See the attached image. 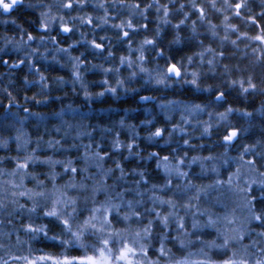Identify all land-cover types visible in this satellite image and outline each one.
<instances>
[{"label":"clouds","instance_id":"9594fccd","mask_svg":"<svg viewBox=\"0 0 264 264\" xmlns=\"http://www.w3.org/2000/svg\"><path fill=\"white\" fill-rule=\"evenodd\" d=\"M65 2L19 0L7 11L0 7V58L5 54L12 57L8 64L0 63V169H8L0 180L12 178L9 173L17 161L31 163L34 176L28 175L32 181L28 187L39 182L38 191L41 187L51 190L55 182L65 185L69 194L78 196L76 205L61 208V216L69 219L73 227L80 212L89 214L93 202L99 204L112 194L114 202L119 203L114 193L123 192L125 204L119 215L121 219L125 215L129 219L113 227L131 224L129 243H135L132 233L140 228L144 242L153 252L151 259L158 264L169 261L175 264L185 258L189 264L209 258L219 264L225 253L227 257L235 252L237 258H249L243 252L244 245L251 252L264 248V235H258L264 233V223L259 227L255 223L256 216L264 221V207H252L256 201H264V186L258 183L264 180L261 175L264 173V115L259 111L264 106V56L261 55L264 45H257L252 39L254 30L248 20L249 16L260 17L264 12L261 7L264 0H241L246 7L239 16L231 7L233 0H123V3L122 0H80L76 11L64 8ZM137 3L141 5L139 9L135 7ZM198 8L204 9L203 16ZM89 17L96 23L86 25ZM129 20L136 29L131 41L120 37V29L116 27L123 24L127 28ZM42 23L47 26L46 33L40 27ZM61 23L73 28L72 36L57 31ZM145 23L150 27L143 28ZM29 32L32 40H28ZM61 37L68 38L61 40ZM101 37L106 51L90 45V41ZM147 40L153 43L148 44ZM220 52L224 53L223 57ZM121 56L125 57L123 64ZM18 61L24 63L13 68ZM171 62L180 67L181 77L167 72V64ZM193 79L195 85L188 83ZM250 82L255 88L248 87ZM189 90L191 94L186 95ZM218 92L224 93L220 99L216 98ZM129 99L132 102L125 103ZM185 104H198L200 109L195 115H189ZM174 125L187 129L188 146L173 131ZM157 127L162 129L161 137L154 136ZM205 127L208 132H204ZM229 129H235L238 135L225 142L223 136ZM170 136L171 141L166 142ZM129 144L134 149L131 154ZM173 148L174 152L162 155H169L173 165L177 158H182L183 171L189 176L172 178L175 195L163 196L165 200L172 196L175 208L170 209L166 203L153 204L151 199L153 183L163 187L168 178L163 169L156 167L150 153ZM97 153L104 160L93 163L86 159V154ZM193 156L200 159L193 163ZM241 156L254 163L251 166L243 163ZM49 160L57 162L54 170L49 168ZM69 160V168L82 170L80 176L64 172V164ZM130 161L140 167L135 171L125 167ZM201 164L207 171H201ZM213 165L217 172L212 171ZM121 168L124 180L120 178ZM237 168L240 169L239 184L244 189L240 199L246 198L252 220L244 224L243 241L233 237L232 229L239 227L241 219L249 213H242L237 204L229 201L227 211L232 214L235 207L236 223L227 225L221 220L209 226V215L215 219L217 214L223 216L226 211L215 200L216 191L207 197L201 192L199 200L191 199L196 195L197 186L212 185L217 178L226 179L229 173L235 182ZM140 171L145 172L144 178L153 179L140 188L144 204L136 207L143 223L137 224L134 223L137 212L135 208L129 210L126 201L141 199L136 184L132 183L134 178H139ZM53 173L54 181L49 179ZM189 180L193 186L191 191L176 192V184L186 185ZM73 183L87 185L88 210L84 206V193L73 189ZM96 185L107 186L110 191L93 193ZM248 185L254 188V199L248 194ZM190 199L194 207L185 208V201ZM27 206L31 207V202ZM53 206L50 198L39 199L32 220L38 225L54 226V231L66 235L60 216L43 215L45 209ZM147 208L158 210L160 217L155 212L148 213ZM172 211L175 216L170 215ZM165 217L167 224L163 222ZM181 217L185 222L183 229L177 227ZM193 218L201 225L195 230ZM144 227L149 229L147 236L142 230ZM15 236L14 232L11 240L0 241L3 245L0 257L29 254L28 246L17 244ZM20 236L22 241L27 239L22 229ZM226 237L227 245L224 244ZM181 240L186 242L183 247ZM254 240L256 244L252 243ZM208 241H214L217 247H209ZM161 242L165 256L158 252ZM42 246L35 245L33 251ZM249 259L254 264V256Z\"/></svg>","mask_w":264,"mask_h":264},{"label":"snow or ice","instance_id":"6c2138e0","mask_svg":"<svg viewBox=\"0 0 264 264\" xmlns=\"http://www.w3.org/2000/svg\"><path fill=\"white\" fill-rule=\"evenodd\" d=\"M19 0H0V7H2L5 11L8 9L15 7ZM123 3V0H122ZM80 6V0H66L63 7L69 9L71 11H76ZM135 7L139 9L141 5L139 3L135 4ZM231 7L235 10L236 16H239L242 10L246 7V5L241 2V0H233ZM264 7V5H261ZM200 16L204 15V9L198 8ZM167 7H165V15H167ZM248 20L254 30V35L252 39L256 42L257 45H264V12L260 14V17L249 16ZM86 25L90 26L96 21L89 17L85 21ZM41 29L46 33L47 26L45 24L40 25ZM117 28L120 29L119 36L131 41V34L135 33L136 29L133 25V22L129 20L127 28L124 27L123 24H117ZM143 28L147 29L150 27V24L145 23L142 25ZM131 30V32L129 31ZM58 32L67 33L68 36L73 35V28L69 24L61 23L57 29ZM32 33H28V40H32ZM68 37H61L59 39L66 40ZM55 41L57 37H52ZM103 37L100 40L93 39L90 41V45L92 48H95L100 51H106L105 45L103 43ZM146 43L152 44V40H147ZM235 43V42H233ZM63 51L67 52V49H63ZM207 51H211V49H207ZM221 57H223L224 53H218ZM203 57V53H200ZM264 56V53H261ZM12 60L11 56H7L0 58V63L8 64V62ZM125 57H120L121 64L124 63ZM191 58L189 57V61ZM24 63L23 61H18L16 64H13L12 67H19L20 64ZM130 63V61H129ZM209 63H212L209 60ZM39 70V69H38ZM143 71V69H141ZM167 72L169 74H174L177 78L181 77L182 72L180 67L175 63L171 62L167 64ZM76 74V73H74ZM78 75V74H76ZM196 74L194 73L193 76ZM41 79H44L42 76ZM105 84L108 83L107 80L104 81ZM193 85L196 84V80L193 79L188 81ZM243 87V85H242ZM249 88H255L253 83L248 84ZM246 90V89H245ZM109 91H115V89H109ZM186 95L191 94V90L185 93ZM224 96L223 92L216 93V98L220 99ZM141 99H148L149 97H140ZM5 107H9L5 105ZM171 108V104L168 106ZM184 108L187 110L189 115H195L197 111L200 109V105L198 104H185ZM25 112L28 111L27 108L24 109ZM260 114L264 115V106L259 110ZM187 124L188 121L185 120ZM173 131L178 133L183 139V143L188 146L190 141L187 136V129L181 128L179 126L174 125ZM204 132H208V128H204ZM162 129L157 127L154 132V136L161 137ZM238 135L235 129H229L227 134L223 136V140L225 142H230L234 137ZM172 137H169L170 142ZM90 147V146H89ZM116 147L119 148V143L116 144ZM191 147H195V145H191ZM129 153L131 154L134 149L131 144L128 145ZM175 151V149H160L156 152L150 153V155L155 159L156 167L158 169H163L165 176L168 178L167 182L163 184V187L160 186L159 183H153V195L152 201L155 204L156 201H159V204L163 206L165 203L168 205L170 209L175 208V203L172 199V196H169V199L165 200L163 198L164 195H175L173 193V184L175 181L172 179L173 177H181L187 178L189 176L188 172L183 171L184 160L182 158H177L176 164L173 165L170 163L169 155H162V153ZM188 153L185 152V155ZM104 156H100L97 154H86V159L95 163L97 159L104 160ZM200 159V157L193 156L192 162L194 163L196 160ZM205 159H211V157H205ZM241 160L243 163L251 166L254 161L247 160L243 156H241ZM56 161H48L49 168L54 170L56 166ZM71 161L69 160L64 164V172L71 173L74 177H78L81 175L82 170L77 167L69 168ZM125 167L132 168L135 171L136 167H140L135 164V161H130L128 165ZM150 167V166H149ZM201 171H207L205 166L201 164ZM33 165L31 163L25 161H17L15 163V168L11 170L9 173L11 175V179L8 180H0V241L3 240H11L13 237V233H16L15 239L17 244H26L28 246V253L23 256L21 255H9L8 259H4L0 257V264H10L11 261H16L18 264H158V261H153L151 257L153 256V252L151 248L144 242V238L141 236V229L137 228V230L132 233V235L136 238L135 243H129L128 233L131 228V224H125L123 227H113V225L122 224L124 221H127L129 217L125 215L123 219L120 218L119 211L122 208V205L125 204L124 193L123 192H115L114 195L120 199L119 203L114 202L113 195L110 194L99 204L93 202L90 210H88V195H87V185L84 183L76 184L73 183L71 187L80 192L84 193V206L85 209L88 210L89 214L85 215L84 212H80L79 218L76 220L75 227L72 226V223L69 219L63 218L61 216V208L67 209L70 206H74L77 204L78 196L71 195L66 189L65 185H58L57 183H53L51 190L47 188L41 187L38 191L37 188L40 187L39 182L33 185L32 187H28L31 180L28 179V175H33L31 173V169ZM8 169H0V177H3L5 172ZM121 180H124L123 172L124 169L121 168ZM212 171L217 172L216 165L212 166ZM111 175V173H109ZM264 176V173H261ZM139 178H134L132 183L136 184V192L137 195L141 197L139 201L134 199H128L126 201L127 207L129 210H133L137 212L136 219L134 223L142 224L143 217L139 214V208L136 205H143V193L140 192V188L144 185H147L149 181L153 179V177L149 176L145 177V172L140 171L138 173ZM18 177V179H17ZM143 178V184L141 183V179ZM49 179L54 181V173L49 177ZM240 179V169L237 168L235 182L233 180V174L229 173L227 178H217L212 185H199L196 187V195L191 199L199 200L200 193L203 192V195L207 197L211 191L215 190L217 195L215 196V200L220 203L225 209V213L223 216L220 214L216 215V218L213 219L212 215L208 217V225L214 226L219 221H223L227 225H233L236 223L235 207L232 209V214H229L227 209L229 207V201L240 207L242 213H249V215L244 216L241 219V223L239 227L233 228L232 233L233 237L243 241L246 237L244 235L245 223H252L250 216V207L245 199H240L241 194L244 189L239 184ZM125 183L128 181L125 180ZM261 186H264V180L258 182ZM6 185V186H5ZM115 188V185L112 186ZM192 184L189 180L186 185L176 184V192L187 193L192 190ZM248 188V194L253 196L254 199V188L250 185L246 186ZM100 191L109 192L110 189L107 186L96 185L93 189V193H98ZM160 193H163L161 195ZM41 198H50L53 201V206L50 210L45 209L43 212L44 216L49 217H57L60 216V224L63 225V231L66 235H61L54 231L53 228H49L46 225H38L32 220L33 214L36 212V207L38 200ZM178 199L181 197H177ZM191 199L185 201V208H192L194 205L191 203ZM31 202V207H28L27 204ZM252 207H264V201H256ZM148 213L155 212L157 218L160 217V212L155 210L154 208H147ZM205 212H208V209H204ZM170 215L175 216V211H172ZM19 221L17 224L16 222ZM167 224V217L164 218L163 221ZM256 226L259 227L261 223L264 221L261 220L260 216L255 217ZM177 227L183 229L185 227V222L183 217L179 218L177 222ZM201 227L200 222L193 218L192 228L198 229ZM23 230V233L27 237L25 240H21L20 231ZM143 232L145 235H149V229L144 227ZM220 231V229H217ZM237 233L239 235H237ZM258 235H264V233H259ZM95 238V239H93ZM45 241H51L52 243H45ZM187 243H191L188 241ZM209 247H217L214 241L207 242ZM253 244H256L257 241H252ZM181 246H185L186 242L184 240L180 241ZM224 244H228L227 237L224 240ZM35 245H43L39 247L36 251H33V247ZM2 243H0V247H2ZM51 249H59V252L54 253ZM203 251V250H202ZM158 252L161 256H165L166 253L164 251V244L161 242ZM243 252L247 255V257L254 256V264H264V248H257L255 252L249 251L248 245L243 246ZM207 255V253H205ZM217 256L220 254L217 253ZM245 258V256H241L237 258L236 253L234 252L232 257H227V254H224V258L219 260V264H250V259ZM168 264H173L172 261H169ZM175 264H189L187 258L183 261H176ZM197 264H217L216 260L209 258L208 260H200Z\"/></svg>","mask_w":264,"mask_h":264},{"label":"trees","instance_id":"16d2710c","mask_svg":"<svg viewBox=\"0 0 264 264\" xmlns=\"http://www.w3.org/2000/svg\"><path fill=\"white\" fill-rule=\"evenodd\" d=\"M30 15V14H29ZM132 102V100L131 99H129L128 101H125V103H128V104H130ZM162 154H164V153H162Z\"/></svg>","mask_w":264,"mask_h":264}]
</instances>
